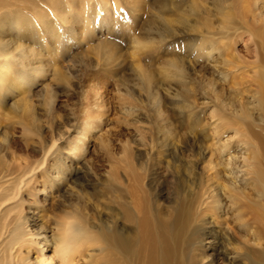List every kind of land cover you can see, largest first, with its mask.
Returning <instances> with one entry per match:
<instances>
[{"label":"bare ground","instance_id":"1","mask_svg":"<svg viewBox=\"0 0 264 264\" xmlns=\"http://www.w3.org/2000/svg\"><path fill=\"white\" fill-rule=\"evenodd\" d=\"M51 1L62 4L59 6L61 10L48 5ZM108 4L109 2L103 1L97 8L95 3L93 10L101 7L116 9V6ZM68 5V0H31L27 6L36 16L39 14L37 12L44 10L46 15L54 19L58 16L57 10L66 18L72 16L74 11L71 12ZM94 11L91 20L93 23ZM182 12L184 16L178 12L180 18L177 17L179 20L184 17L178 24L183 27V30L180 28L181 31L187 34V44L184 43L188 47L186 54L193 53V61L197 64L209 63L216 74L214 80L195 83L189 73L196 64L190 62L192 59H188L186 65H172L171 76L184 85L198 84L196 87L201 94L202 106L211 108L212 111V116L209 115L213 119L215 158H209L204 165L207 183L202 186L201 192L195 197L191 193H185V188L188 187L186 183L183 188L176 189L178 191L172 198L171 205L164 207L166 202L161 205L158 194L148 186L150 179L147 182L144 180L145 167H142L144 172L140 173L137 172L140 169L136 170L129 163L132 158L129 155L131 160H128L126 149L130 146L125 143V154L120 158L123 165L117 164L113 156L109 157L111 168L105 177L106 183H109L106 185L107 192L111 194L106 199L111 205L103 201L106 204L104 211L107 210L104 216L108 219L96 223L90 218L86 204L70 206L68 200L72 196L82 199L86 196L81 176L91 174L89 161L86 159L89 138L94 132L97 138L102 135L101 125L107 113L98 100L99 89L89 86L86 91L94 96L96 102L93 107L96 111L88 109L85 112L78 125L81 129L73 139L64 140V146H60L54 139L47 143L39 138L32 142L39 148L38 156L29 158L12 152L8 137L0 138V264H218L219 261L225 264H264V0H214L207 6L202 0H188ZM17 16L22 17L16 20L11 18ZM216 16L219 17L213 21ZM35 20L26 11L20 12L18 7L10 8L7 17L0 16V33L15 25L18 28V25L35 24ZM41 20L40 17L38 21ZM73 22L78 24L81 32L84 29L81 35L89 34L90 23L85 16H75ZM212 22L217 23L214 25ZM243 33L249 34L259 55V64L252 66L251 69L254 70L250 73L257 85L247 88L248 90L234 88L237 84L234 72L247 68L237 61L235 51L236 43ZM57 41V47L61 49L60 34ZM13 56L15 55L8 51L7 45L4 43L2 46L0 43V98L7 80L14 84L19 80L21 87L25 86L27 80L35 85L39 74L44 72L39 63L34 64L35 68L29 73L22 62H14ZM220 62L232 71L225 67L221 69L218 66ZM243 71L238 73L241 78H244ZM229 74L232 75L230 79ZM243 82L242 84L248 83ZM218 83L225 85L234 94L223 97L222 92L216 88ZM223 89L221 88L222 91ZM171 132H174L173 127H169L166 132L159 130L154 133L152 138L155 150L159 151L167 146L169 154L178 152V142L173 135L169 138ZM187 180L191 183L189 177ZM227 214L230 217L222 218L223 221H220L223 223L217 221ZM230 219L236 224L230 227L233 230L239 228L243 232L242 239L239 237L235 242L228 236L232 230L226 227Z\"/></svg>","mask_w":264,"mask_h":264},{"label":"rangeland","instance_id":"2","mask_svg":"<svg viewBox=\"0 0 264 264\" xmlns=\"http://www.w3.org/2000/svg\"><path fill=\"white\" fill-rule=\"evenodd\" d=\"M29 1L31 0H0V16L7 17L10 8L18 7L20 12L26 11L31 19H36L35 24L18 25V28L15 25L13 28L3 30L0 33V43L2 46L4 43L7 45L8 51L15 55L13 56L14 62H22L29 73L39 63L44 68L43 73H38L39 76L35 85L28 82L30 80L25 81L24 87L20 86L19 80L15 84L12 83L13 81H6L7 84L5 85L7 86H5L0 98V138L2 136L8 137L9 149L16 154L34 158L38 156L39 148L34 146L32 142L39 138L47 143L54 139L58 141L60 146H64L66 144L64 140L73 139L78 130L81 129L78 125L84 118L85 112L88 109L96 111L93 107L96 100L92 94L86 91L89 86H94L99 89L98 100L103 104L102 108L107 113L101 125L100 132L102 135L97 138L98 136L94 132L92 137L89 138L86 159L89 161L91 174L86 177L81 176V181L85 185L83 191L86 193L85 199L72 196L68 200L69 205L86 204L90 218L96 223L102 219H108L107 216H104L107 213V210L104 211V206L105 203L111 205L106 199L111 194L107 192L106 185L109 183L108 181L106 183L107 178L105 177L107 171H110L111 168L109 157L113 156L117 164L123 165L120 158L121 155L125 154L124 146L127 143L130 148L126 149V155L128 160L132 158L129 163L131 162L136 170H141H137V172L141 173L145 170L144 180L145 182L149 179L152 180V182L148 181V186L154 190L155 194H158L161 205L165 202L164 207L171 205L176 192L186 186V183L189 189L188 187L185 188V193H191L193 197L199 194L202 186L207 183L204 165L209 158H215H213L215 150L214 140H212L213 119L210 113L212 111L211 108L202 106L201 94L197 91L198 84L195 83L201 81L206 83L214 80L216 74L210 68L209 63L198 62V65L196 61H193L195 60L193 53L190 52L191 55L186 54L188 51V47L185 45L187 44V34L181 31L183 27L178 24L182 22L184 17L179 20L180 16L177 13L183 15L182 11L188 0L186 3L185 0H68L70 4L68 9L71 12L74 11V13L67 18L59 11L61 10L59 6L62 4L58 5L51 1L48 5L56 7L55 10L59 9L56 11L58 16L54 19L46 15L44 10L37 12L39 16H36L34 11L31 12V8L27 6ZM103 1L109 2L108 5L116 6V9L107 10L108 7L105 9L101 7L99 10L95 9L94 11V4L96 3L95 7L98 8V5ZM202 1L207 6L214 0ZM2 6L5 7L3 12ZM181 9L182 11H180ZM92 11H94V23L91 22L93 20ZM135 14L136 16H134ZM75 16L80 18L85 16L87 18L90 23L88 35H81L84 29L81 32L82 29L73 22ZM21 17L11 18L16 20V18ZM40 17L42 18L41 22L38 21ZM218 17L216 16L213 21ZM172 20L177 23L175 24ZM61 28H64V30L61 31ZM178 31L179 33H177ZM58 34H60L61 49L57 47L59 46ZM241 37L236 43L235 51L238 56L237 61L246 65L247 68H244V71L242 69L234 72L237 77H235L237 84L234 85V88L248 90L249 87L252 88L257 85L250 73H253L254 70L251 67L259 64L257 61L259 55L257 46L251 41L249 34L243 33ZM188 59H192L190 62L193 65L196 63L192 71H189L190 78L195 82L190 86L181 84L179 79L177 80V78L171 76L172 65L174 63H185L186 65ZM218 66L221 69L225 67L223 62H220ZM232 66L233 64H231V68H233ZM225 69L232 71L227 66ZM240 71L244 72V74L242 73L244 78H241V75L239 76ZM54 73H57L56 76ZM229 75L228 78L230 79L232 75ZM243 81L248 83H245L246 85L242 84ZM217 86L216 88L222 92L223 97H230L234 94L225 88V85L221 86L218 83ZM185 87L187 89L191 87L190 92ZM194 91L195 94H193ZM183 101L184 105L182 106ZM193 104L195 105L193 106ZM201 123L203 125L200 126ZM197 124L198 126H196ZM192 126H200L201 128L192 130L196 129ZM169 127H173L175 132H171L169 138L173 135L179 147L178 152L174 155L166 151L167 146L163 147L162 150H155V142L152 138L156 131L166 132ZM30 129L31 131L27 132ZM26 142L29 144H26ZM133 144H137L138 147ZM129 155H131L130 159ZM142 167L145 168L142 170ZM119 169V171H122V168ZM187 174L188 176H186ZM188 177L192 184L187 180ZM176 178L179 179L176 180ZM101 216L103 217L101 218ZM225 217L229 218L230 215H224L218 218L217 221H223L222 218ZM233 223L234 221L232 222L230 219L225 225L232 230L228 236L233 239L232 242H235L239 237L242 239L243 232L239 228L233 230L231 227L236 226ZM218 264L225 263L219 261Z\"/></svg>","mask_w":264,"mask_h":264}]
</instances>
